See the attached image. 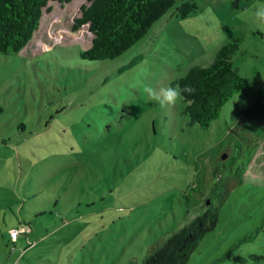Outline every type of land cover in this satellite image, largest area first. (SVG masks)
<instances>
[{"label": "rangeland", "instance_id": "obj_1", "mask_svg": "<svg viewBox=\"0 0 264 264\" xmlns=\"http://www.w3.org/2000/svg\"><path fill=\"white\" fill-rule=\"evenodd\" d=\"M195 1L186 17L178 1L120 56L90 60L88 25L73 28L87 1L52 0L32 40L0 52V264H140L206 209L220 177L218 224L186 264H264V137L239 176L253 149L241 136L264 126L254 116L264 0ZM231 36L247 84L210 127L191 122L182 95L168 106L144 92L176 86ZM21 224L31 232L14 243Z\"/></svg>", "mask_w": 264, "mask_h": 264}, {"label": "trees", "instance_id": "obj_2", "mask_svg": "<svg viewBox=\"0 0 264 264\" xmlns=\"http://www.w3.org/2000/svg\"><path fill=\"white\" fill-rule=\"evenodd\" d=\"M52 0H0V52L18 53L34 37L39 29L44 9L50 10ZM67 3L72 0H53ZM81 6V14L75 17L74 29L87 24L92 33L91 44L80 50L83 58L99 60L116 58L146 35L151 26L176 5V13L186 17L198 8L195 0H86ZM241 37L231 36L217 50L213 60L206 65L195 64L187 73L178 77L173 84L183 88L190 85L193 94L182 93L186 104L183 112L192 123L208 128L219 117L223 106L238 92L243 90L247 79L233 64V55L240 46ZM254 116L264 120V82L256 95ZM259 104V105H258ZM255 131L253 136L242 135L252 148L247 161L240 167L241 179L246 173L254 152L255 142L264 137V126L249 125ZM262 131V132H260ZM226 180L220 177L214 183L206 209L168 236L158 246L153 247L140 264H186L208 231L219 221L221 202L227 195ZM207 200V201H208ZM31 232V231H30ZM29 232V233H30ZM27 233L26 235H29Z\"/></svg>", "mask_w": 264, "mask_h": 264}, {"label": "clouds", "instance_id": "obj_3", "mask_svg": "<svg viewBox=\"0 0 264 264\" xmlns=\"http://www.w3.org/2000/svg\"><path fill=\"white\" fill-rule=\"evenodd\" d=\"M257 21L264 24V6L257 7L255 11ZM144 92L147 96L161 105L175 106L181 97L182 93L193 94L195 89L190 85H185L181 88L179 85H161L159 89L150 86L145 87Z\"/></svg>", "mask_w": 264, "mask_h": 264}, {"label": "built area", "instance_id": "obj_4", "mask_svg": "<svg viewBox=\"0 0 264 264\" xmlns=\"http://www.w3.org/2000/svg\"><path fill=\"white\" fill-rule=\"evenodd\" d=\"M31 231V227L27 224H21L19 227L10 229V237L13 241L17 239L20 234H27Z\"/></svg>", "mask_w": 264, "mask_h": 264}, {"label": "crops", "instance_id": "obj_5", "mask_svg": "<svg viewBox=\"0 0 264 264\" xmlns=\"http://www.w3.org/2000/svg\"><path fill=\"white\" fill-rule=\"evenodd\" d=\"M18 237H19V236H18ZM18 237H17V238H18ZM10 240H12V238H11V237H10ZM16 241H17V239H16L15 241H13V240H12V242H14V243H16Z\"/></svg>", "mask_w": 264, "mask_h": 264}, {"label": "water", "instance_id": "obj_6", "mask_svg": "<svg viewBox=\"0 0 264 264\" xmlns=\"http://www.w3.org/2000/svg\"><path fill=\"white\" fill-rule=\"evenodd\" d=\"M207 203H209V200L207 201Z\"/></svg>", "mask_w": 264, "mask_h": 264}]
</instances>
